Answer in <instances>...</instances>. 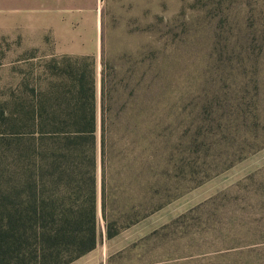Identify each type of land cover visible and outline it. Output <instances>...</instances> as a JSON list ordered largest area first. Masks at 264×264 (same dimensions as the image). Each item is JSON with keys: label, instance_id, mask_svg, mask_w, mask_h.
Here are the masks:
<instances>
[{"label": "trees", "instance_id": "16d2710c", "mask_svg": "<svg viewBox=\"0 0 264 264\" xmlns=\"http://www.w3.org/2000/svg\"><path fill=\"white\" fill-rule=\"evenodd\" d=\"M239 1L206 0L202 20L156 16L153 35L136 50L112 55L104 44L100 69L91 55L41 62L28 97L0 106V121L23 129L0 144V264H71L97 248L100 215L112 241L184 195L187 45L198 38L205 76L236 85L203 100L210 118L200 129L225 135L241 122L249 131L241 143L260 141L264 0ZM250 69L251 77H241ZM187 218L130 242L104 264H186L195 256L181 242ZM203 237L222 239L218 248L201 243L209 260L264 264V226L220 227Z\"/></svg>", "mask_w": 264, "mask_h": 264}, {"label": "rangeland", "instance_id": "374dc122", "mask_svg": "<svg viewBox=\"0 0 264 264\" xmlns=\"http://www.w3.org/2000/svg\"><path fill=\"white\" fill-rule=\"evenodd\" d=\"M250 1L256 2H239ZM204 4L206 0H0L1 110L13 100L28 97L26 85L31 88L35 85L33 72L41 62L53 57L91 55L100 69L104 44L112 55L136 50L145 38L153 35L156 16L169 19L181 14V21L202 20ZM199 24L194 27L197 37L201 30ZM187 46L186 111L190 120L184 195L112 241L105 237L100 215L101 238L97 248L71 264H104L111 253L183 215L188 218L186 226L179 230L185 232L181 242L195 255L186 264H219L199 250L205 242L214 244L210 248L221 247L222 239L218 242L215 238L203 237L205 234L214 233L220 227L226 231L257 224L264 226V122L256 137L260 141L250 147L241 143L249 132L241 122H236L237 128L225 135L217 127L200 129L202 120L210 118L203 100L212 97L214 90L236 89V85L231 80L220 81L216 75L205 76L200 63L203 49L200 38ZM246 72L240 71L241 77H251L253 69ZM251 92L255 93L253 86ZM260 100L264 110V89ZM22 131L0 121V144L3 138ZM255 219H261L260 223H255Z\"/></svg>", "mask_w": 264, "mask_h": 264}]
</instances>
